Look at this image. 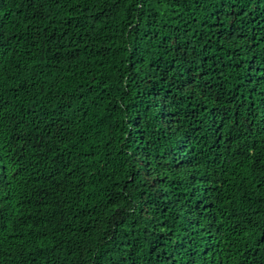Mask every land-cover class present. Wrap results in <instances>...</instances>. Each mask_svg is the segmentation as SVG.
Masks as SVG:
<instances>
[{
  "label": "trees",
  "instance_id": "obj_1",
  "mask_svg": "<svg viewBox=\"0 0 264 264\" xmlns=\"http://www.w3.org/2000/svg\"><path fill=\"white\" fill-rule=\"evenodd\" d=\"M0 264H264V0H0Z\"/></svg>",
  "mask_w": 264,
  "mask_h": 264
}]
</instances>
